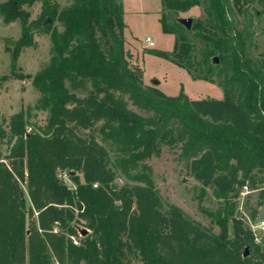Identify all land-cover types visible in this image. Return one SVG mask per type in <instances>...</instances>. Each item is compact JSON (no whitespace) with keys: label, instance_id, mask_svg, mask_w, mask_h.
Wrapping results in <instances>:
<instances>
[{"label":"trees","instance_id":"1","mask_svg":"<svg viewBox=\"0 0 264 264\" xmlns=\"http://www.w3.org/2000/svg\"><path fill=\"white\" fill-rule=\"evenodd\" d=\"M34 1L40 12L29 20L23 5ZM202 3L206 19L187 30L178 13ZM240 4L161 0V30L174 35V45L150 53L194 79L208 78L199 66L207 73L218 67L212 56L223 67L222 99L190 100L145 86L141 71L129 66L122 0L0 2L2 21L21 27L18 39L5 40L12 74L23 76L16 60L36 46L34 34L51 43L48 63L28 75L39 92L33 109L46 112L45 122L32 121L30 108L0 119V264H264V239L256 244L235 217L243 185L259 189L258 205L264 201V174L256 171L264 172V70L249 57L251 22L239 29L231 18ZM195 38L204 43L201 62ZM86 85L87 94L74 92ZM160 142L179 143L190 173L223 200L209 212L218 232L160 197L143 163ZM64 171L74 187L61 180ZM82 228L87 232L74 243Z\"/></svg>","mask_w":264,"mask_h":264},{"label":"rangeland","instance_id":"2","mask_svg":"<svg viewBox=\"0 0 264 264\" xmlns=\"http://www.w3.org/2000/svg\"><path fill=\"white\" fill-rule=\"evenodd\" d=\"M59 2L61 5H66L69 0H59ZM122 3L124 7V22L126 23L123 32L124 50L129 66L138 68L141 71L142 81L145 86H154L170 96L183 92L190 100L223 97V90L219 84L223 71L220 61L216 65L218 67L211 70L210 73L206 72L205 66H199V73L201 75L206 73L208 78L194 79L184 68L150 53V49L171 50L174 45V35L163 33L161 30L159 17L164 10L161 0H122ZM240 5V9L237 7L233 8L231 18L236 28L239 29L248 25L249 21L251 22L248 28V31L252 33V44L248 49L249 57L259 68L264 70V0H241ZM29 6V11L24 9L29 13V16L30 13L34 17L38 16L37 12L40 10L39 2L37 4L32 2ZM178 14L181 17L192 18L191 27L195 21L201 20L204 22L207 17L203 3ZM55 25L61 29L57 22ZM13 32L14 30L10 29V33ZM194 32L192 31L191 35ZM147 37L152 40V46L145 42ZM194 42L196 45L194 54L197 60L201 62L204 43L199 38H195ZM40 55L43 60L50 55L49 44L45 41L40 46ZM17 65L23 76L12 74L9 66H4L0 62V117L20 110V105L24 103L30 104L22 109H31L32 121L43 124L46 112L33 109L39 92L34 88L28 76V74H33L37 70L36 61L33 55L27 52L19 58ZM154 80L158 81V83H152ZM88 90L89 86L86 85L76 89L74 92L81 96L87 94ZM127 104L129 108L137 113L146 115L129 99H127ZM81 134L87 135L88 131H82ZM0 150L4 153L6 152V145L1 140ZM180 152L179 143L160 142L157 152L146 158L143 163L150 168L155 187L163 201L179 206L186 214L203 226L218 232L219 226L209 212L215 211L216 208L222 206L223 200L214 197L211 185H204L190 173L184 160L180 157ZM256 171L259 175L264 174L262 171ZM59 176L65 184L74 187L68 172L64 171ZM115 182L118 185H122L125 179L122 176H118ZM260 200L259 189L239 194L236 200L235 217L239 218L249 229L259 219H264V201L258 205ZM29 204L30 202L26 195V206ZM253 208H256L257 211L254 218L251 217ZM78 226L79 228L82 227L81 225ZM80 230L78 232L79 236L75 237L77 240L81 235ZM229 233L232 234L231 222L229 223ZM133 262L138 263V260L135 259ZM52 264L58 263L54 260Z\"/></svg>","mask_w":264,"mask_h":264},{"label":"crops","instance_id":"3","mask_svg":"<svg viewBox=\"0 0 264 264\" xmlns=\"http://www.w3.org/2000/svg\"><path fill=\"white\" fill-rule=\"evenodd\" d=\"M34 2L37 4L39 1H34ZM39 5H40V3H39ZM29 7H30L29 6V3H25L23 5V9H26V11L27 10L29 11ZM39 11L37 12L38 14H39ZM29 17H30L29 20H34L37 16L34 17L30 13V16ZM10 29H13L14 32L13 33H10ZM20 34H21V27H20V23H19L18 20H14V21H11L9 23H4L2 21V17L0 16V58H1L0 59V62L2 63V65L4 64V66L5 65L9 66L10 69H11V56H10V52L7 51V50H5V44H6L5 40L7 38L12 39V40H16V39L19 38ZM33 38H34V41L36 42V46H34V47L33 46L24 47L21 50V52L19 53V56H18V58L16 60V66H17V72L18 73H21L22 74L21 70L19 69V67L17 65V61L19 60V58L22 55H24L27 52L29 54H32L33 57H34V59H35V61H36L37 70L35 71V73L37 71H39L43 66H45L48 63V61H49L50 55H48L46 57V59H44V60H43V58L40 55V46H41V44L44 41L47 42L49 44V47H50V38H49V35L42 34V33H40V34H37L36 33V34L33 35ZM43 63H45V64L43 65ZM35 73L28 74V75L33 76ZM29 78H30V82H31V77H29ZM37 98H36V100H37ZM218 99H222V98H218ZM36 100H35V102H36ZM27 105H30V104H24V103H22L20 105L21 106L20 107V110L22 108H25ZM20 110H18V111H20ZM18 111H16V112H18ZM16 112H13V113H16ZM13 113H11L9 115H6V116L2 115L0 118H8Z\"/></svg>","mask_w":264,"mask_h":264},{"label":"built area","instance_id":"4","mask_svg":"<svg viewBox=\"0 0 264 264\" xmlns=\"http://www.w3.org/2000/svg\"><path fill=\"white\" fill-rule=\"evenodd\" d=\"M0 1H3V0H0ZM145 42L149 46L153 45V42L149 37L145 38ZM249 191L250 190L248 189L247 185H243L240 194H244ZM250 230L252 232L254 242L256 244H262L263 239H264V219H259L255 225H251ZM71 239L74 241V243H77V240L75 239V237H71Z\"/></svg>","mask_w":264,"mask_h":264},{"label":"water","instance_id":"5","mask_svg":"<svg viewBox=\"0 0 264 264\" xmlns=\"http://www.w3.org/2000/svg\"><path fill=\"white\" fill-rule=\"evenodd\" d=\"M177 21L180 24H182L187 30H189L191 28L192 18H190V17H179V18H177ZM50 22H51L50 17H47L44 23H50ZM210 61H211V64L217 65L219 62V59L217 56H212ZM152 83L156 84V83H158V81L154 80ZM80 232H81V235H83L87 232V230L82 229V230H80ZM246 255H247V248H245V252L243 253V256H246Z\"/></svg>","mask_w":264,"mask_h":264}]
</instances>
